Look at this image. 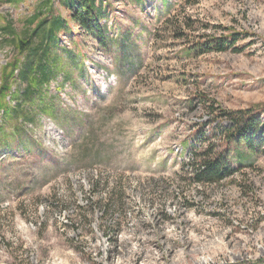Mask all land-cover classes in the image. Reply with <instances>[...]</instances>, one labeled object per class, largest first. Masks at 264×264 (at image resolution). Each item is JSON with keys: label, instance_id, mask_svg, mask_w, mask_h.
<instances>
[{"label": "rangeland", "instance_id": "374dc122", "mask_svg": "<svg viewBox=\"0 0 264 264\" xmlns=\"http://www.w3.org/2000/svg\"><path fill=\"white\" fill-rule=\"evenodd\" d=\"M8 1L0 26L31 33L38 0ZM100 1L97 39L55 0L67 27L33 36L38 84L0 113V264H264V0ZM257 105L256 151L226 146L223 114ZM208 148L227 168L197 184Z\"/></svg>", "mask_w": 264, "mask_h": 264}, {"label": "trees", "instance_id": "16d2710c", "mask_svg": "<svg viewBox=\"0 0 264 264\" xmlns=\"http://www.w3.org/2000/svg\"><path fill=\"white\" fill-rule=\"evenodd\" d=\"M100 0H61L69 13L70 21L77 27H80L85 32H89L91 36L101 39L103 28L100 26V17L102 7ZM9 3H16L18 0H9ZM55 0H38L37 8L34 15L26 21L28 25L34 27L33 31L27 29L23 35H17L10 22L0 26V43L13 44L15 55L4 64L1 70L3 80L0 86V113L9 116L14 114V117H20L19 104L23 101L22 94L19 91L13 95L15 89L16 78L19 73L22 80H29L31 85L38 84L35 72L31 63L27 60L25 67L22 65V57L29 58L30 52L33 49V36L40 31L42 27L46 29V37L56 39V34L63 32L67 27L66 20L60 15L54 16ZM240 39L238 33H232L228 36L207 37L205 43L198 49L200 53L207 52H224L232 49L234 44ZM235 51V50H234ZM25 55V56H24ZM42 61V59H41ZM26 62V61H25ZM24 62V63H25ZM44 70H41L42 73ZM27 93V97L30 95ZM212 108V107H211ZM259 106H253L248 110L229 112L223 114L225 120L229 123L228 127H222V133L225 137V145L238 148L246 147L250 152L256 151L254 148L253 137L261 127L260 117L257 110H261ZM213 113L214 110H213ZM221 117L222 115H217ZM213 150L206 149L203 152L196 153L194 158L195 174L193 176L197 184H215L223 179V175L227 168V157L225 152H216L212 155ZM218 155V156H215Z\"/></svg>", "mask_w": 264, "mask_h": 264}]
</instances>
